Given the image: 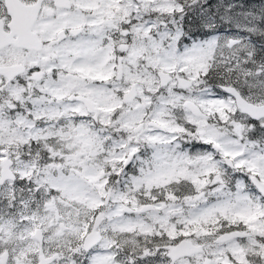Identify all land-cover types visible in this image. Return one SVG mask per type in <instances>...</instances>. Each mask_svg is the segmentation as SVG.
I'll use <instances>...</instances> for the list:
<instances>
[{
  "label": "rangeland",
  "instance_id": "1",
  "mask_svg": "<svg viewBox=\"0 0 264 264\" xmlns=\"http://www.w3.org/2000/svg\"><path fill=\"white\" fill-rule=\"evenodd\" d=\"M74 3L77 13L58 11L51 18L45 12L35 30L42 40L50 41L57 40L60 29L82 27L85 34H80L76 43L66 41L59 47L46 46L43 51L13 46L0 50V64L24 65V73L28 72L31 80L42 86L41 96L47 101H52L54 92L59 98L65 97L63 106L55 107L25 98L29 95L24 92L28 90L26 86L16 84L4 92L3 100L16 108L18 120L11 125L3 112L5 107H0V149L11 152L18 184L24 183L22 187L15 182L0 185V245L13 243L10 264H37L40 257L55 251L62 255L57 264H75L68 255L76 251L75 243H80L90 230L98 210L105 216V234L103 241L85 255L84 264H130L135 260L141 264H264V202L254 191H248L247 180L252 173L264 181V140L249 137L254 130L264 137V119L251 122L236 107L233 97L216 93L213 87H201L205 81L199 76H206L207 70L222 63L235 76V84L231 85L249 100L264 102V0ZM185 10L195 13L207 27L218 25L222 32L182 48L177 43L182 30L176 17ZM137 12L150 17L140 25L134 22ZM0 17L6 18L2 6ZM102 19H112L114 23L102 24ZM108 29L116 36L113 43L117 46L108 44L101 49L99 40L90 38L89 33L104 37ZM235 39L238 43L231 44ZM114 48L118 49L121 69L119 63L112 70L105 62L107 51ZM158 70L178 73L193 80L194 85L182 89L174 80L162 87ZM40 72L59 77H54L56 81L50 76L36 81L34 74ZM133 83L138 84L139 97L123 103L119 93ZM147 93L157 97L155 104ZM73 95H77V103L71 99ZM80 97L91 100L96 113H90ZM188 100L200 105L202 117H195L187 109ZM32 103L36 107L30 108ZM63 116L64 125L56 130L55 122ZM148 119L160 122L166 131L149 127ZM90 123H101L111 132L125 134L130 141L112 142L109 133L101 137L89 130ZM139 125L143 128L136 132ZM181 136L206 147L196 145L194 150H190L191 146L181 150L176 140ZM48 138L59 139L65 149L66 160L60 169L57 163L44 168L38 160L39 151L32 150L34 141ZM135 143L153 146L150 166L140 174V165L138 170L133 167L135 172L129 183L116 186L104 174L119 173L127 153L137 149ZM212 143L220 145L219 152ZM83 151L86 154L77 157ZM225 156L233 159L242 175L235 182L234 192L227 191L225 178L229 168L224 164ZM181 183L184 185L178 187ZM26 187L31 190V209L27 212L19 208L27 202L19 199ZM161 191L165 196H161ZM122 204L131 207L129 213L124 212ZM148 206L152 209L141 212ZM11 209V218H1ZM60 223H64L65 230ZM225 225L242 226L239 229L252 235L218 242L220 234L232 230L222 229ZM37 227L45 231L43 250L34 237ZM182 238L204 243L205 251L173 261L172 248ZM112 245L119 255L115 261L107 252Z\"/></svg>",
  "mask_w": 264,
  "mask_h": 264
},
{
  "label": "water",
  "instance_id": "2",
  "mask_svg": "<svg viewBox=\"0 0 264 264\" xmlns=\"http://www.w3.org/2000/svg\"><path fill=\"white\" fill-rule=\"evenodd\" d=\"M57 6H69V0H54ZM67 1L68 3H66ZM142 1V0H138ZM43 0H38L35 4L26 5L21 0H6V4L11 15L12 21L9 23V27L11 32H6L3 28V21L0 20V49L4 48L7 45L13 44L17 47H24L30 50L40 51L43 48V42H41L36 32L33 31V25L37 19L38 11L41 8ZM24 28V29H23ZM78 32V30H77ZM232 44L237 43V40H232ZM21 65L16 66H6L0 67V72L2 74L8 75L10 78H13L16 74L23 71V67ZM160 78L163 84H168V82L172 79V76L166 72L159 73ZM180 84L183 87H188L192 84L191 81L185 79H179ZM223 89L227 92L231 93L235 99L238 108L243 112L251 116L253 119L259 120L264 118V103L263 104H255L247 100L240 92L237 91L235 87L232 86H223ZM136 97L135 86L132 87L130 92L125 94V102H130ZM87 105L89 109L92 111L93 106L92 103L87 101ZM189 108L192 112L201 116L202 111L199 106L195 103L189 102ZM151 125L160 127L158 123L151 122ZM216 149L219 148L218 145L214 144ZM133 157V154H130L128 157L129 162ZM227 165L233 167V161L229 158L225 159ZM12 165V161L10 159H6L3 161V169L1 171L0 183L3 184L6 179H15V175L13 174L10 166ZM252 183L256 186V188L264 195V182L261 181L257 176L251 177ZM103 220V216L99 213L94 221L93 230L85 237L84 240V248L85 250H90L94 245H96L102 238L101 233L98 231V228ZM61 227L64 228V225L61 224ZM250 233L246 231L240 230H232L227 231L220 234L217 237L218 242H227L229 240L235 238H245L249 236ZM36 237L39 242L43 243V232L41 229L36 230ZM204 250V246L202 244H196L194 241L183 238L172 248L171 257L174 261L187 257L193 254L201 253ZM57 257L43 258L40 264H48L53 261Z\"/></svg>",
  "mask_w": 264,
  "mask_h": 264
},
{
  "label": "flooded vegetation",
  "instance_id": "3",
  "mask_svg": "<svg viewBox=\"0 0 264 264\" xmlns=\"http://www.w3.org/2000/svg\"><path fill=\"white\" fill-rule=\"evenodd\" d=\"M72 2L74 3L75 0H72ZM0 7H1V0H0ZM46 11L49 13V15L53 16L55 13H57L58 11H64L66 12V10H63V9H56L55 7H53V2L52 1H47L46 2V5L44 6ZM44 9V8H43ZM73 11H75L77 13V3L76 4H73ZM71 28L72 27H69V28H65V29H62L61 31H63V36H64V40L65 41H69V42H73V43H76L77 42V35L71 33ZM58 45V46H57ZM62 44H59V41L58 40H55V39H52L50 40L49 42H47V46H50V47H59L61 46ZM0 65H9V64H0ZM27 74V77H25L24 75ZM34 76L36 77V81L40 80L41 78H45V77H48L50 75H47L46 73H35ZM51 77V80H54V77H59L58 74L56 75H53V76H50ZM69 77H73L71 75H69ZM75 78V81L77 80V77H74ZM0 92L4 94V92H6L9 88L11 87H14L16 84H19V85H22V86H26L28 88V90L26 91V93H29V97L30 99H35L36 96L38 95H42L43 91L41 90V85H36L32 80H31V77H30V74L27 72V73H24V74H21V75H18V76H15L14 79L12 80H9L8 78L4 77V76H1L0 75ZM57 79V78H56ZM52 96V100L56 103H59L61 102V99H57L60 97V95H57L55 92L53 94H51ZM72 100L77 103V95H73L72 97ZM59 127H62L64 125V122H58L57 123ZM74 123H73V127H74ZM11 182V181H9ZM7 183V182H6ZM4 186V185H2ZM30 196V190L26 189V190H23L22 191V194H21V199L22 201H25V200H28ZM28 205V202L26 203H23L22 205H19V208H21V210H24V211H29L28 207L26 206ZM13 215V211L12 209L11 210H6V212H4L2 214V217L3 219H6V218H11V216ZM51 224H54L51 223ZM104 230V226L102 228V231ZM45 233V231H44ZM0 237H1V234H0ZM13 243L12 242H7L6 244L4 245H0V264H10L12 259H13ZM44 247V245H43ZM43 247L41 248L43 250ZM126 251V250H125ZM52 254H55V253H58V252H50ZM48 255V256H50ZM71 257V258H69ZM77 251H74L72 253H70V255H68V258L74 262L75 264H79V259L77 258ZM62 257H60L58 260H56L53 264H57L60 260H61ZM26 259V257H25Z\"/></svg>",
  "mask_w": 264,
  "mask_h": 264
},
{
  "label": "trees",
  "instance_id": "4",
  "mask_svg": "<svg viewBox=\"0 0 264 264\" xmlns=\"http://www.w3.org/2000/svg\"><path fill=\"white\" fill-rule=\"evenodd\" d=\"M176 22L178 27L180 26L181 30H182V34L179 36L178 41H180L181 45H188L191 44L192 42H194L195 40H202V39H206V38H210L213 36L214 31L203 27L200 18L193 12L190 11H182L180 13L179 16L176 17ZM259 46V45H258ZM153 47V46H151ZM259 48H257L258 51ZM259 51H261V49H259ZM255 58L257 59V57L255 56ZM258 58L259 55H258ZM225 66L221 63L220 66H216L213 67L212 69L207 70V74L206 76H203L201 73H199V76L201 78V80L204 82H206L207 84H211L213 86H217V85H221V84H235L233 80H235V76H232L231 74H229L226 70H225ZM198 76V77H199ZM191 130V129H190ZM250 136L252 138H259L260 134L259 132L256 131H251L250 132ZM35 148L41 147L40 145H35ZM42 163L44 165L49 164L50 162H53L54 160L52 159V155L46 151L43 150L42 151ZM236 170H240V169H236ZM231 171L229 173V175L226 176V178H231L236 176V173L238 171ZM118 175L114 174L113 177H115L117 180L115 181L116 186H119L118 183L120 184L121 187H123L124 185H126L127 183H129V178H130V174L129 173H125L122 172L121 173V178L119 179L117 177ZM184 184H178V187H182ZM194 189V187H191V191ZM156 191H154L155 193ZM157 197H159L156 194ZM161 196H165L162 191H161ZM161 196L159 197L161 199ZM227 228H232V229H239V228H243L242 226H233V227H223L222 229H227Z\"/></svg>",
  "mask_w": 264,
  "mask_h": 264
}]
</instances>
